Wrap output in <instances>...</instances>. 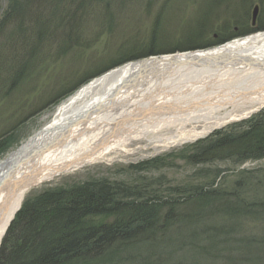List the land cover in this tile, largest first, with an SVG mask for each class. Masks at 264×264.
I'll list each match as a JSON object with an SVG mask.
<instances>
[{
  "label": "rangeland",
  "instance_id": "374dc122",
  "mask_svg": "<svg viewBox=\"0 0 264 264\" xmlns=\"http://www.w3.org/2000/svg\"><path fill=\"white\" fill-rule=\"evenodd\" d=\"M9 1L0 0V164L62 103L105 74L264 32V13H242L237 0L212 6L210 0H64L55 8L46 5L57 1L27 0L24 12L5 13ZM68 5L85 12L63 13ZM263 115L264 107L165 150L140 142L31 188L24 201L76 187L108 185L124 193L111 212L88 219L96 229L126 225L152 208L150 223L133 238L77 264H264V155L254 157L239 139L227 150L215 145Z\"/></svg>",
  "mask_w": 264,
  "mask_h": 264
},
{
  "label": "bare ground",
  "instance_id": "6f19581e",
  "mask_svg": "<svg viewBox=\"0 0 264 264\" xmlns=\"http://www.w3.org/2000/svg\"><path fill=\"white\" fill-rule=\"evenodd\" d=\"M262 107L264 32L105 74L62 103L0 164V248L31 188L140 142L165 150L195 141Z\"/></svg>",
  "mask_w": 264,
  "mask_h": 264
},
{
  "label": "trees",
  "instance_id": "16d2710c",
  "mask_svg": "<svg viewBox=\"0 0 264 264\" xmlns=\"http://www.w3.org/2000/svg\"><path fill=\"white\" fill-rule=\"evenodd\" d=\"M55 1L58 4L46 6L55 8L56 5L64 4V0ZM23 4L22 7L16 0H10L5 13L24 12L30 2L23 0ZM67 7L62 9L63 13L85 12L84 9H73L70 5ZM245 128L241 131L233 127L224 133L215 143L216 148L227 150L232 144L241 141V147L247 148V152L254 157L264 155V115L249 122ZM106 186L95 191H90L89 187H76L69 192L55 191L42 196L35 203L26 200L6 234L0 249V264H77V261L86 260L116 241L124 242L133 238L138 228H145L150 223L152 208L136 213L126 225L96 229L90 224V218L95 215L111 212L110 205L116 199L119 200L118 196L126 199L124 193L115 195L110 189L112 187ZM151 203L150 198L143 204ZM117 206L125 205L119 203Z\"/></svg>",
  "mask_w": 264,
  "mask_h": 264
},
{
  "label": "flooded vegetation",
  "instance_id": "af4514ba",
  "mask_svg": "<svg viewBox=\"0 0 264 264\" xmlns=\"http://www.w3.org/2000/svg\"><path fill=\"white\" fill-rule=\"evenodd\" d=\"M230 1H232V0H210L208 5L209 6H212L215 4L217 5L219 2L229 3ZM237 1H239L241 9L243 10L242 13H254V10L256 8L259 9V14L264 13V0H256L255 4L253 6L250 5V2L248 0H237ZM234 3H235V1H234ZM234 3H231V4H234ZM246 7H247V9H245ZM258 29H260V28L258 27Z\"/></svg>",
  "mask_w": 264,
  "mask_h": 264
},
{
  "label": "water",
  "instance_id": "95a60500",
  "mask_svg": "<svg viewBox=\"0 0 264 264\" xmlns=\"http://www.w3.org/2000/svg\"><path fill=\"white\" fill-rule=\"evenodd\" d=\"M258 12H259V9H258V8H256V9H255V11H254V13H256V14H257Z\"/></svg>",
  "mask_w": 264,
  "mask_h": 264
}]
</instances>
